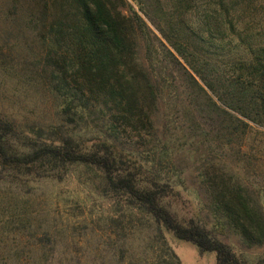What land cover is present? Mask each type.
I'll return each instance as SVG.
<instances>
[{
    "label": "rangeland",
    "instance_id": "obj_1",
    "mask_svg": "<svg viewBox=\"0 0 264 264\" xmlns=\"http://www.w3.org/2000/svg\"><path fill=\"white\" fill-rule=\"evenodd\" d=\"M45 1L0 0V120L29 141L58 145L71 137L85 149L111 121L115 144L131 153L147 176L171 185L175 196L168 203L178 218H194L242 264H264V241L245 243L213 213L212 202L221 184L235 183L264 214V129L251 125L245 135L215 131L204 98L163 53L160 42L173 50L149 20L167 29L168 18L173 24L183 18L195 27L193 11L176 14L175 0H114L125 16L140 18L149 29L136 30L135 64L158 89L150 125L125 124L111 104L95 117L71 116L73 122H67L50 87L48 38L45 31L39 35L40 21L46 25L55 15L43 10ZM252 2L258 11L253 15L260 17L264 0ZM1 177L7 182L0 180V264H215L214 253H199L169 233L163 232L161 241L144 214L106 191L94 167H44L39 174L0 168Z\"/></svg>",
    "mask_w": 264,
    "mask_h": 264
},
{
    "label": "trees",
    "instance_id": "obj_2",
    "mask_svg": "<svg viewBox=\"0 0 264 264\" xmlns=\"http://www.w3.org/2000/svg\"><path fill=\"white\" fill-rule=\"evenodd\" d=\"M46 2L43 10H53L55 15L46 25L44 19L40 21L39 35L45 31L48 38L44 36L45 63L51 70V90L62 101L63 118L73 122L71 116L95 117L111 104L125 124L137 121L149 126L158 89L135 64L136 30L143 27L149 32L146 24L125 16L114 0ZM174 2L180 16L193 11L195 27L183 18L174 24L168 18L167 29L149 20L175 54L160 42L163 53L204 98L212 128L229 135H245L251 125L264 129V12L255 17L258 11L252 0ZM104 127L107 132L89 139L92 145L85 149L71 137H62L58 145L29 141L13 124L0 120L1 172L39 174L44 167L60 170L71 164L94 167L102 173L106 191L122 196L128 207L144 214L161 241L166 232L199 253H214L215 264H242L230 246L207 233L194 218H178L168 203L175 196L171 185L147 176L132 154L115 144L111 121ZM12 143L28 152L19 153ZM221 188L212 200L213 213L248 245L261 244L262 211L250 204L242 186L229 183Z\"/></svg>",
    "mask_w": 264,
    "mask_h": 264
}]
</instances>
